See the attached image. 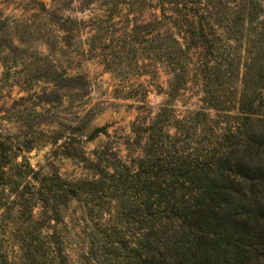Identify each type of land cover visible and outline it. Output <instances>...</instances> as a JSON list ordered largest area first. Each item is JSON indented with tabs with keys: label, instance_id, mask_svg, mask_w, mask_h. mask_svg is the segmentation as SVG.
<instances>
[{
	"label": "rangeland",
	"instance_id": "1",
	"mask_svg": "<svg viewBox=\"0 0 264 264\" xmlns=\"http://www.w3.org/2000/svg\"><path fill=\"white\" fill-rule=\"evenodd\" d=\"M234 6L245 16L228 39L219 20ZM201 29L209 49L194 43ZM78 76L82 88L59 79ZM258 97L264 102V0H0L1 139L40 178L84 187L59 207V221L41 203L33 220L15 204L10 213L17 192H0V264H29L23 237L42 250L52 248L49 234L63 241L68 264H134L149 229L128 215L138 197L116 180L137 170L144 130L164 108L171 135L174 121L198 115L189 148L200 149L245 122L242 102L260 105Z\"/></svg>",
	"mask_w": 264,
	"mask_h": 264
},
{
	"label": "trees",
	"instance_id": "2",
	"mask_svg": "<svg viewBox=\"0 0 264 264\" xmlns=\"http://www.w3.org/2000/svg\"><path fill=\"white\" fill-rule=\"evenodd\" d=\"M222 13L219 27L231 39L242 27L244 9L234 6ZM210 33L217 35L212 27ZM198 36L194 43L209 49L206 31L201 29ZM59 79L68 83L66 88L84 87L81 76ZM181 82L178 79L172 87L173 94L179 92ZM255 102H242L237 120L245 122L222 138L214 134L213 141L200 149L189 148L200 123L198 115L188 119L189 125L174 121L171 135L162 127V119L168 122L164 108L143 131L150 135L137 170H128L124 179L116 180L138 197L128 215L149 229L133 250L134 264H264V122L256 120L258 115L264 117L260 114L264 102ZM209 105L224 111L213 101ZM178 134L186 138L184 143L177 144ZM189 149H193L190 154ZM15 157L19 156H14L13 147L0 136V192H17L5 204L6 211L11 213L10 205L15 204L33 220L35 205L41 203L44 215L50 212L59 221V207L76 198L83 185L69 184L57 175L40 178L29 163H18ZM28 178L21 190V182ZM47 238L52 248L40 250L34 239L23 237L29 264H68L63 241L56 234Z\"/></svg>",
	"mask_w": 264,
	"mask_h": 264
}]
</instances>
